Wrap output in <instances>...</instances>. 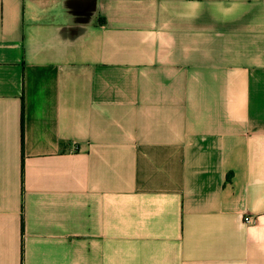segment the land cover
<instances>
[{"label": "crops", "instance_id": "crops-1", "mask_svg": "<svg viewBox=\"0 0 264 264\" xmlns=\"http://www.w3.org/2000/svg\"><path fill=\"white\" fill-rule=\"evenodd\" d=\"M0 264H264V0H0Z\"/></svg>", "mask_w": 264, "mask_h": 264}, {"label": "built area", "instance_id": "built-area-1", "mask_svg": "<svg viewBox=\"0 0 264 264\" xmlns=\"http://www.w3.org/2000/svg\"><path fill=\"white\" fill-rule=\"evenodd\" d=\"M251 220H252V217H247L246 218V222H251Z\"/></svg>", "mask_w": 264, "mask_h": 264}]
</instances>
